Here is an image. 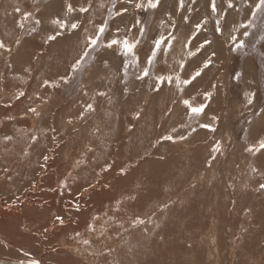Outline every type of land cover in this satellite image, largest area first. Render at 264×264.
I'll list each match as a JSON object with an SVG mask.
<instances>
[{
    "label": "rangeland",
    "instance_id": "obj_1",
    "mask_svg": "<svg viewBox=\"0 0 264 264\" xmlns=\"http://www.w3.org/2000/svg\"><path fill=\"white\" fill-rule=\"evenodd\" d=\"M91 2L92 8L89 13H81V19L87 17L98 23L110 19L109 11L115 12L112 0ZM115 2L119 5L123 0ZM80 3L86 4L87 0ZM234 3L238 11H231L228 21L235 22L234 35L246 47L229 53L230 44H226L222 55L231 56L229 63L240 70L248 69L247 83L241 81L237 89L240 95L229 94L227 99L211 105L222 116L216 133L200 129L187 141L161 139L162 135H177L173 127L187 134L189 125L196 126L195 120H187L183 105L173 103L179 93L169 87L159 94L150 91L151 80L147 84L137 81L139 69L135 66L129 67L125 76L120 60L105 51L103 44L91 53V57L100 54L108 58L109 67L99 77L89 79L91 72L83 71L75 75L73 82L61 83L59 88L41 86L48 77L59 82L57 73L63 75L77 58L84 44L83 35L80 47H72L75 38L70 32L51 45L50 51L46 46L44 54L32 61L30 76L24 74L19 63L9 68L5 58H0L1 259L35 257L47 264L50 258L60 255L77 264H264V193L257 183L264 182V177L252 171L261 163L259 154L246 151L254 141L252 129L264 115L260 112L264 106V63L260 56L264 52V41L260 40L264 35V14L252 21L247 29L250 35L244 36L242 25L251 20L247 0ZM177 5L178 0H166L165 6L170 9ZM17 6L38 18L46 6L55 5L53 0H39L38 4L34 0H0V38L12 37L19 31L16 22L20 13L14 11ZM186 6L204 10L206 0H198L197 5L187 4L186 0ZM181 15L175 11L173 16L180 24L176 33L180 42H173L175 51L169 53L172 67L183 58L186 50L182 42L192 30L191 25L181 23ZM141 18L149 22L148 40L171 31L167 24L161 27L160 17L151 12ZM129 23L125 19L121 27ZM30 25L31 21L26 22V27ZM84 28L92 33L94 24H84ZM40 43L39 37L30 40L27 50L39 52ZM94 66L96 61L89 58L84 68ZM254 75L260 77L261 90L256 106L250 107L244 93L249 91ZM123 89L127 91L122 94ZM20 91L25 96L17 99ZM98 92L107 95L99 96ZM88 104L96 110L88 111ZM30 107L36 108L39 115L28 111ZM133 109H143L145 115L136 120ZM81 113L84 119L79 118ZM6 116L14 119H5ZM9 135L12 139L6 140ZM33 136L39 138L36 143ZM218 139L223 151L213 153L217 160L212 162L209 153ZM42 154L49 160L45 161ZM81 159L84 163L77 167L76 161ZM105 161L130 164L136 170L127 181H113L116 187L110 192L97 187L81 196L79 213L69 210L71 196L66 194L62 199L53 190L58 181L67 178L75 188L91 179L93 169L99 173L97 165ZM135 180L143 182L140 190L133 191L137 200L125 198L116 214V201L111 198H121L122 185L132 188ZM62 208L69 213L70 223L42 234L41 225ZM137 213L146 220L150 215V221L134 225ZM93 216L101 218L95 222V231L82 223V219L91 221ZM25 252L31 255L25 257Z\"/></svg>",
    "mask_w": 264,
    "mask_h": 264
},
{
    "label": "snow or ice",
    "instance_id": "obj_2",
    "mask_svg": "<svg viewBox=\"0 0 264 264\" xmlns=\"http://www.w3.org/2000/svg\"><path fill=\"white\" fill-rule=\"evenodd\" d=\"M39 3V0H34ZM166 0H123V3L117 5L115 0H112V8L115 12L109 11L110 19L101 20L98 23L93 22L89 18L81 19V13H89L92 8L91 0H87L86 4H81L80 0H53V5L46 6L44 12H40L39 17L34 16L32 11L21 9L19 6L14 8L16 13H20V19L16 22V28L19 30L12 37L0 38V58H5V64L11 68L14 63L21 65V70L25 75L30 76L32 72V61L38 59L44 54L46 46L50 51L51 45L59 43L61 38L67 37L68 33L74 37L72 47H80V39L83 35L84 44L78 53L77 58L70 64V67L65 70L63 75L57 73L59 82L55 77H48L41 81V86L59 88L61 83L69 84L75 80V75L83 71H90L89 79H95L104 72L108 64V58L98 54L97 57H91V53L103 44L105 51L110 52L113 57L120 60L119 67H122L124 75H127V69L135 66L139 69L136 73V80L149 84V89L157 94L161 93L165 87L176 91L179 95L176 96L173 103L183 105L184 114L187 120H195L196 126L189 125L190 131L180 133L176 127L172 128V132L177 135H162V140L176 143L179 141H187L193 134H197L198 130L205 129L210 133H216L219 125L222 122V116L216 113V110L211 108L213 103L221 102L222 99H227L229 94L240 95L237 92L241 81L247 83L249 71L247 68L240 70L238 67L231 65L229 61L233 59L231 56H223L222 52L226 44L229 53L239 51L246 47L243 40H239L235 35V22L231 24L228 21V16L231 11H238L234 0H206L204 10L198 7L186 6V0H178L176 9H170L165 6ZM187 4L197 5L198 0H187ZM182 13L179 17L184 25H191L192 30L188 37L182 42V48L185 49L183 58L176 61V67H172L169 63V53L175 51L173 42H180L176 33L180 30V24L173 18L174 12ZM247 11L251 16L248 23L242 25L244 32L242 35L248 36L247 29L252 26V21L258 15L264 14V0H247ZM149 12L160 17L159 25L163 27L168 25L171 31L160 32L153 36L151 40L146 39L149 31V22L141 17ZM196 12L197 15L190 17L188 13ZM166 18V19H165ZM128 19L129 24H124L121 27V22ZM31 21V25L26 27V22ZM93 23L94 31L89 33L84 24ZM22 33V34H21ZM134 33V34H133ZM202 35V39L197 37ZM39 37L41 43L37 46L39 52L28 51L27 45L30 40H35ZM260 40L264 41V35L260 36ZM195 41V43H193ZM264 48V44L261 45ZM261 61L264 63V52L260 53ZM11 57L12 59H6ZM91 58L96 61V66L85 69L86 61ZM253 67H256L253 60ZM215 70V71H214ZM223 71V75H220ZM71 73V74H69ZM211 74L212 79L209 80ZM34 80L35 78L32 77ZM249 91L244 93L246 104L250 107H255L259 99L261 90L260 77L253 76L252 83L248 85ZM127 91V89L122 90ZM99 96H106V92H98ZM25 96L23 91L17 95V99ZM90 112L96 109L91 105H87ZM28 111L39 115L37 109L30 107ZM165 111H170L165 109ZM212 113L209 116V113ZM260 112L264 113V106L260 107ZM134 118L139 120L145 115L143 109H133ZM80 119H84L83 113L79 115ZM5 119L11 120L14 117L6 116ZM72 123L71 119L68 121ZM181 123V127H184ZM55 131V129H53ZM131 131V129H130ZM254 141L251 146L246 147V151L253 155L259 154L258 159L261 161L259 167H253V172H260L264 177V115H261L259 124L252 129ZM6 140H11L12 136H5ZM38 137L33 136V143L38 141ZM53 139H55L53 137ZM161 139L156 141L157 144ZM223 146L221 140H216L212 145V151L209 153L212 162L217 160V156L213 153H222ZM43 155V154H42ZM45 161L49 160L48 155H43ZM163 159V157H161ZM208 162V161H206ZM84 161H76V166L79 167ZM209 162V167H211ZM47 167V165H44ZM100 172L96 173L93 169L91 179H88L83 184H78L72 188L67 178L58 181V187L53 189L63 199L65 195L71 196V201L67 205L69 210L75 209L77 213L80 210L79 198L90 191H96L97 187L111 191L120 181H127L135 167L130 164H119L115 162L109 164L105 161L104 164H98ZM71 175V174H69ZM10 178V177H9ZM148 178L147 174L144 176ZM75 180V177H73ZM132 188L127 185H122L123 194L121 198L115 200L116 214H119L121 206L124 204L125 198L130 201L137 200L133 195V191L140 190L143 182L135 180L132 182ZM259 190L264 193V182L257 181ZM35 187V185H32ZM71 189V191H69ZM41 207H46L42 204ZM165 209L168 208L166 204ZM252 210L249 209V212ZM69 213L63 208L55 215L51 216L45 224L41 225L42 234H47L50 230H55L57 227H64L67 223ZM107 215V213L105 214ZM100 216H93L92 220L82 219V223L92 231L96 230L95 222L100 220ZM150 221L141 218L139 213L135 214L132 223L134 225H146ZM157 228L159 224L155 225ZM30 231L31 229L26 228ZM77 235L79 233L77 232ZM3 241H0L2 244ZM88 243V241H85ZM25 257H29V252L24 253ZM20 264H42L40 259L32 257L27 261L22 260ZM59 264V262H58Z\"/></svg>",
    "mask_w": 264,
    "mask_h": 264
},
{
    "label": "crops",
    "instance_id": "obj_3",
    "mask_svg": "<svg viewBox=\"0 0 264 264\" xmlns=\"http://www.w3.org/2000/svg\"><path fill=\"white\" fill-rule=\"evenodd\" d=\"M57 256L55 255L54 257L50 258V260L47 264H58V262H59V264H77L76 261L74 263H72L71 258H64V257H61L60 255H57Z\"/></svg>",
    "mask_w": 264,
    "mask_h": 264
},
{
    "label": "water",
    "instance_id": "obj_4",
    "mask_svg": "<svg viewBox=\"0 0 264 264\" xmlns=\"http://www.w3.org/2000/svg\"><path fill=\"white\" fill-rule=\"evenodd\" d=\"M24 261H27L28 259H23ZM22 260L17 261H8V260H2L0 259V264H20Z\"/></svg>",
    "mask_w": 264,
    "mask_h": 264
},
{
    "label": "bare ground",
    "instance_id": "obj_5",
    "mask_svg": "<svg viewBox=\"0 0 264 264\" xmlns=\"http://www.w3.org/2000/svg\"><path fill=\"white\" fill-rule=\"evenodd\" d=\"M82 131V130H81ZM3 260V259H2ZM8 261H17V260H8Z\"/></svg>",
    "mask_w": 264,
    "mask_h": 264
}]
</instances>
